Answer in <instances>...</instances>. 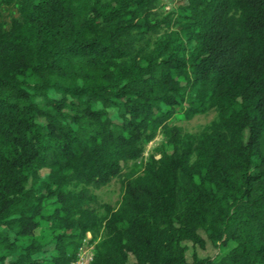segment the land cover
Returning <instances> with one entry per match:
<instances>
[{
	"label": "trees",
	"instance_id": "16d2710c",
	"mask_svg": "<svg viewBox=\"0 0 264 264\" xmlns=\"http://www.w3.org/2000/svg\"><path fill=\"white\" fill-rule=\"evenodd\" d=\"M159 1L1 0L18 17H0V264H73L101 226L92 264H264V0H177L158 20ZM211 110L199 136L173 124ZM159 132L172 152L99 218L89 187Z\"/></svg>",
	"mask_w": 264,
	"mask_h": 264
},
{
	"label": "rangeland",
	"instance_id": "374dc122",
	"mask_svg": "<svg viewBox=\"0 0 264 264\" xmlns=\"http://www.w3.org/2000/svg\"><path fill=\"white\" fill-rule=\"evenodd\" d=\"M16 1V0H15ZM178 6L177 0H160L155 9L154 17L158 20L169 17L176 10ZM0 17L1 20L8 26L12 19L18 17V9L16 3L13 5H5L0 0ZM165 30H160L158 33L153 34L151 40H156L164 34ZM218 119V113L215 110H211L205 114H200L192 118L191 120L180 119L179 117L173 121L174 126L179 127L182 130L183 135L189 134L193 136H199L205 132L213 122ZM172 146L169 143V139L164 135L163 132H159L157 137L145 147L143 157L138 161L129 162L122 175L114 179L110 184L97 188L94 186L89 187V193L94 199L92 207L96 210L99 218L104 219L106 216L105 209L103 206L109 205L115 211H119L123 205L124 196V180L130 176H137L143 173L145 165L150 162L153 158L160 159L164 153H171ZM80 187H69V190L79 191ZM55 208L54 203L49 202L46 205V214L52 212ZM54 234L49 224L42 220L41 227L38 229L34 236V240L41 243L52 242ZM104 237L103 227L101 226L95 234L91 233V238L99 243ZM90 238V237H89ZM188 260L192 258V251H196L200 257H215L218 256V250L212 247L209 243L205 249L194 248L189 243ZM235 245L231 244L226 250L232 249Z\"/></svg>",
	"mask_w": 264,
	"mask_h": 264
},
{
	"label": "built area",
	"instance_id": "2783aa9c",
	"mask_svg": "<svg viewBox=\"0 0 264 264\" xmlns=\"http://www.w3.org/2000/svg\"><path fill=\"white\" fill-rule=\"evenodd\" d=\"M95 246L96 242H92L91 233H88L79 249L78 258L73 264H92Z\"/></svg>",
	"mask_w": 264,
	"mask_h": 264
}]
</instances>
